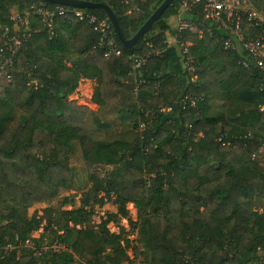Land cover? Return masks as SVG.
Masks as SVG:
<instances>
[{"label": "trees", "instance_id": "obj_1", "mask_svg": "<svg viewBox=\"0 0 264 264\" xmlns=\"http://www.w3.org/2000/svg\"><path fill=\"white\" fill-rule=\"evenodd\" d=\"M37 1L0 0V29L10 23L11 9L21 12ZM87 1L110 5L123 37L129 38L163 0H137L142 12L130 16L105 0ZM178 3L172 0L132 47L124 46L113 30L121 54L109 58L98 47L100 34L85 21L65 14L50 36L32 19L38 31L0 76V203L5 210L0 209V245L14 234L26 237L44 221L68 251L37 260L30 253L0 250V264H73V254L88 264H121L128 259L127 247L145 253V264H248L257 259L255 248L264 243V172L253 154L264 144V71L242 67L239 55L224 50L220 40L193 32L184 33L183 40L194 58L195 83L169 49L150 57L140 72L131 68L130 54L147 49L148 43L164 45ZM260 6L264 11V2ZM84 9L107 18L101 9ZM260 17L264 22V14ZM66 53L76 55L69 64ZM133 72L143 80L137 97ZM80 78L95 80L92 101L106 105L108 116L132 114L133 129L138 116L144 118L141 109H171L158 114L142 138L134 131L130 142L95 141L78 125L87 107L68 100ZM185 92L196 97V105L180 110L176 101ZM211 102H224V109L210 112ZM73 140L79 141L90 182L80 206H48L38 217L27 216L32 204L51 202L60 189L71 188ZM67 202L64 197L61 205ZM106 202L116 204L117 213L96 227L87 225L91 208ZM128 202L141 217V248L121 238L122 227L118 233L107 227L118 214L127 215Z\"/></svg>", "mask_w": 264, "mask_h": 264}, {"label": "built area", "instance_id": "obj_2", "mask_svg": "<svg viewBox=\"0 0 264 264\" xmlns=\"http://www.w3.org/2000/svg\"><path fill=\"white\" fill-rule=\"evenodd\" d=\"M116 6L125 8L127 16L141 13L142 9L137 0H105ZM142 1V0H140ZM264 0H179L178 10L171 25V33L163 41L162 47H156L148 43V48L132 53L128 57L131 60V68L142 70L145 63L152 56H158L167 49L174 48L180 54V65L183 71L190 76L195 83V62L188 47L183 40V34L193 32L198 37L203 35L214 36L220 40L222 48L239 55L238 64L244 68L256 67L264 71V22L260 14L261 3ZM71 14L77 21H85L92 25L100 34L98 47L103 51V56H119L121 50L118 47L113 28L108 18H99L84 8H75L62 4L50 6L46 1L31 2L23 11L11 9L10 23L0 29V76L13 65L14 57L32 33L38 31L32 25V19H37L50 36L56 34L54 24L58 18ZM138 72V73H139ZM137 73V74H138ZM133 72L135 82L133 93L137 97V87L140 81ZM33 84L36 80L33 79ZM159 88V84H155ZM196 105V97L189 92L181 93L176 101V107L186 110ZM170 107L152 106L141 109L144 118L138 116L134 131L139 138L141 133L150 126V123L158 114H165ZM229 143V142H227ZM254 155V154H253ZM59 231L58 233H60ZM4 253L13 251L17 256L22 253H30L37 260L43 259L47 254L68 251L67 246L58 236H51L50 229L40 226L31 231L26 237L14 234L0 245ZM256 260L248 264H264V243L255 248ZM82 264H88L80 260Z\"/></svg>", "mask_w": 264, "mask_h": 264}, {"label": "rangeland", "instance_id": "obj_3", "mask_svg": "<svg viewBox=\"0 0 264 264\" xmlns=\"http://www.w3.org/2000/svg\"><path fill=\"white\" fill-rule=\"evenodd\" d=\"M175 56L178 57V61L180 62V54L176 51ZM67 59L65 60L67 64L76 57L74 53H66ZM81 83V84H80ZM80 85V87H78ZM96 82L94 79H79L76 88V95L73 97L77 99L76 101L80 105H89L94 107V102L92 101V95L94 92V87ZM79 88V89H78ZM225 106L224 102H211L210 103V112H215L218 110H223ZM88 107V106H87ZM102 105H97L96 113H92V115H85L84 121L81 123L82 128H84L90 137L95 141L102 142H110L114 141V139L121 140L124 139V134L117 135L114 133V125L111 124V120L107 118V114L105 109L102 110ZM97 120H96V119ZM103 123H102V122ZM114 126V127H112ZM123 131V129L121 130ZM112 134H115L112 137ZM119 134V133H118ZM122 145V144H121ZM71 151L68 159V165L76 170L81 176L85 177L86 175V166L83 161V157L80 150V145L78 140H73L71 142ZM119 151L122 152V146L119 148ZM254 161L256 165L261 168L264 172V144L261 146L259 150H257L254 155ZM90 186V182H85L81 184L80 187H71L69 189H60L57 197L51 202H37L32 204L30 207L26 209L27 216H31L35 214L37 217L42 215V210L45 207H61L63 210L68 209H77L80 206V196L81 193L84 192ZM64 197L69 199V202L61 205V201ZM60 205V206H59ZM3 203H0V209L4 210ZM127 209V215L125 217H120L119 214L117 218L113 219V222H109L107 227L110 232L118 233L120 228H123V232H121V238L131 241L133 245H137L139 248L142 247V242L140 240V235L138 233V226L141 222V217L138 214L136 208L131 203H126L125 205ZM264 207V206H263ZM261 210V209H260ZM110 213H117V205L112 202H106L103 205H94L91 208L90 221L87 225L91 227H96L98 223L102 220L106 219ZM40 226H45L44 221H42ZM39 226V227H40ZM78 226V225H77ZM45 228V227H44ZM121 244H124L123 240H121ZM127 256L128 259L122 261L121 264H145L147 263L146 258L147 255L144 253L134 254L129 247H127ZM73 264H82L78 259L76 254H73Z\"/></svg>", "mask_w": 264, "mask_h": 264}, {"label": "water", "instance_id": "obj_4", "mask_svg": "<svg viewBox=\"0 0 264 264\" xmlns=\"http://www.w3.org/2000/svg\"><path fill=\"white\" fill-rule=\"evenodd\" d=\"M54 4H62L75 8L86 9H101L106 14L112 28L117 35L119 41L126 47H132L144 35V33L151 27L154 21L161 15V13L170 5L172 0H163L160 5L151 13L139 29L129 38H124L120 29L118 19L112 10L111 6L104 2H92L87 0H43Z\"/></svg>", "mask_w": 264, "mask_h": 264}, {"label": "crops", "instance_id": "obj_5", "mask_svg": "<svg viewBox=\"0 0 264 264\" xmlns=\"http://www.w3.org/2000/svg\"><path fill=\"white\" fill-rule=\"evenodd\" d=\"M172 23H173V20H172ZM169 51H172V57L173 58H175V59L178 58L177 56H175V53L177 51L176 49L171 48V49H169ZM80 79L82 80V79H86V78H80ZM78 87H80V85ZM75 93H76V91L74 90L70 94H68V100H75L76 101L77 100V99H75L76 97L73 98L76 95ZM87 106H86L87 107L86 115L91 116L92 113L98 112L96 103L94 104V107H91L89 105H87ZM101 108H102V110L104 108L105 112H106V105H102ZM107 118H109L111 120V124H113L115 126V127L112 126L115 129V131H114L115 134H117V135L124 134V136H123L124 139H121L122 142H130L133 139V137L135 136V132L133 129L134 116L132 114L126 112V113H120V114L107 116ZM78 125H81V124H78ZM122 129H123V131H121ZM115 134H112V137H114ZM114 140H117V139H114ZM69 169H70V174H71V187H80L81 184L83 183V181H84V184H85V182L86 183L88 182L87 175H85V177H83L76 170L71 168L70 166H69Z\"/></svg>", "mask_w": 264, "mask_h": 264}]
</instances>
